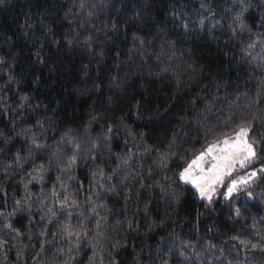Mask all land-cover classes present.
I'll return each mask as SVG.
<instances>
[{
    "label": "trees",
    "instance_id": "obj_1",
    "mask_svg": "<svg viewBox=\"0 0 264 264\" xmlns=\"http://www.w3.org/2000/svg\"><path fill=\"white\" fill-rule=\"evenodd\" d=\"M0 264H264V0H0Z\"/></svg>",
    "mask_w": 264,
    "mask_h": 264
},
{
    "label": "rangeland",
    "instance_id": "obj_2",
    "mask_svg": "<svg viewBox=\"0 0 264 264\" xmlns=\"http://www.w3.org/2000/svg\"><path fill=\"white\" fill-rule=\"evenodd\" d=\"M241 127L233 137H225L200 152L180 173L181 178L197 189L204 199H210L222 191L224 197L230 196L239 184L249 181L257 171L245 168L254 156H249L245 136H238ZM251 151L254 148L251 145ZM231 189V191H230Z\"/></svg>",
    "mask_w": 264,
    "mask_h": 264
},
{
    "label": "snow or ice",
    "instance_id": "obj_3",
    "mask_svg": "<svg viewBox=\"0 0 264 264\" xmlns=\"http://www.w3.org/2000/svg\"><path fill=\"white\" fill-rule=\"evenodd\" d=\"M238 136H245L247 135V130L246 129H241L240 133L237 134ZM249 149V156L254 155V153L251 151V145H248ZM231 191V189H230Z\"/></svg>",
    "mask_w": 264,
    "mask_h": 264
}]
</instances>
